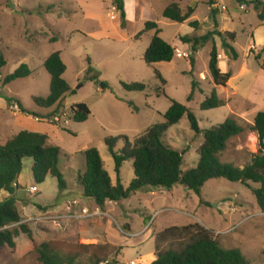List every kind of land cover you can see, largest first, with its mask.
Listing matches in <instances>:
<instances>
[{"label": "rangeland", "instance_id": "1", "mask_svg": "<svg viewBox=\"0 0 264 264\" xmlns=\"http://www.w3.org/2000/svg\"><path fill=\"white\" fill-rule=\"evenodd\" d=\"M125 1L132 18L130 23L127 16L123 23L115 0H0V60L5 61L0 70V102L15 98L33 114L24 130L47 134L48 143L59 148V167L66 184V189H61L56 178L48 177L44 184L38 185L32 172L34 162L25 160L16 193L23 224L32 229L37 242L54 241V246L64 253H79L84 263L89 261L90 252L74 247L77 237L83 245L109 244L112 258L121 264H137L142 256L155 251L156 232L199 223L213 232L222 247L241 250L251 264H264V215L254 216L262 211L252 191L259 185L251 184L250 189L226 179L211 180L201 192L203 205L201 198L184 186L171 191L145 188L127 200L108 203L104 211L93 199L83 196L80 178L86 172L85 152L91 148L99 150L112 183L117 185L115 162L104 140L118 136L133 139L154 125L164 124L172 101L191 109L202 131L229 119L245 127L244 134L230 140L221 161L244 168L259 151L251 115L264 112V71L255 61V56L264 49V23L259 19L261 10L255 8V2L264 0H219L214 7L220 13L218 28L212 19L210 0ZM174 3L184 9L194 8L193 19L184 24L165 19L164 10ZM243 5L246 10H240ZM147 22L157 23L160 37L175 48L176 56L171 63L146 64L144 55L156 34L151 30L140 36ZM191 22H199L200 29L191 28ZM214 31L236 34L233 46L238 60L230 61L222 38L215 36L193 56L192 67V49L181 38H198ZM214 43L222 55V68L226 73L232 72L226 87L216 86L210 72ZM177 50L182 57H178ZM55 52H61L67 66L64 78L74 92L63 101L64 108L58 110L41 108L34 101L50 95L51 76L44 63ZM22 65H27L32 75L4 86L5 78ZM90 67L93 72L89 74ZM155 71L166 81V96L157 93L160 81ZM133 83L146 85V92L131 93L124 89V84ZM194 83L198 87L189 101ZM214 90L225 105L202 111L201 104ZM130 102L138 108L137 112ZM77 104H85L91 111L85 123L70 121L71 108ZM13 114L15 111L9 107L0 110V121L12 118ZM16 129H9L6 138L16 135ZM164 140L185 154L183 171L198 165V149L204 135L191 128L187 116L166 133ZM120 177L123 186L129 188L135 177L132 163L124 165ZM30 187L39 192L31 194ZM8 198L4 192L0 202ZM74 202L70 213L67 207ZM145 228L150 229L139 235ZM0 264L41 263L27 238L21 237L15 249L0 252Z\"/></svg>", "mask_w": 264, "mask_h": 264}, {"label": "trees", "instance_id": "2", "mask_svg": "<svg viewBox=\"0 0 264 264\" xmlns=\"http://www.w3.org/2000/svg\"><path fill=\"white\" fill-rule=\"evenodd\" d=\"M219 0H210L212 19L215 27H219L217 16L219 11L214 8ZM239 2H245L239 0ZM114 6L120 12L123 23H126V11L124 0H115ZM255 8L259 11V19L264 23V3L255 2ZM195 9L182 8L179 4L169 5L164 10V18L177 23L184 24L191 20ZM199 22H191L190 27L198 31ZM156 31L152 42L147 49L144 60L147 65L153 66L159 63H171L175 56V48L164 41L161 30L155 22H147L145 32ZM215 36L222 38V46L230 61H237L239 55L233 44L237 39L235 33H222L214 31L198 38L182 37L181 42L189 45L192 49L191 66H195L193 57L200 48L214 39ZM210 54V72L216 86L226 87L232 78V72L223 73L219 66V50L215 43ZM253 52L251 51V54ZM264 49L255 56V61L264 71ZM91 65V62H90ZM5 66L4 59L0 60V70ZM44 67L51 76L50 95L47 98H35V103L41 108L63 109V101L70 94H74L64 75L67 66L61 58V52L51 54L45 61ZM90 67L88 73H92ZM32 71L27 65H22L15 73L7 76L4 86L19 80L29 78ZM156 79L160 81L157 89L159 95L166 96V81L159 71H155ZM108 89V86H105ZM124 89L131 93H145L147 86L141 83L124 84ZM198 84H193V93L189 101L193 100L194 92ZM10 103L17 101L9 99ZM134 111L138 108L134 103H129ZM225 105L217 91L214 90L210 97L201 104L202 111L218 109ZM28 115H33L23 109ZM71 120L82 124L88 121L91 111L85 104H77L71 108ZM187 116L191 128L197 133L204 135V142L198 149L199 162L195 168L183 171V152L168 145L164 138L166 133ZM252 130L257 134L259 151L252 155L251 162L244 168L236 167L231 163L221 161L220 156L228 147L232 138L245 133L244 126L238 124L234 119L227 120L224 124L214 126L206 131L199 127L196 115L188 107L172 101L171 108L165 115V123L154 125L144 133L130 139L127 136L108 137L104 140L106 147L115 162L118 174V184L112 183L111 177L105 169L104 161L97 148H91L85 152L86 172L80 178V186L83 196L93 199L100 210H105L108 203H118L129 199L133 194L145 189H157L171 191L176 186H184L195 192L204 201L201 192L204 186L214 179H226L233 183H242L252 189L251 184L259 185L252 189L257 205L264 213V112H259L255 119ZM47 134L20 132L13 136L5 145H0V195L7 193L9 198L0 202V252L5 249H15L17 240L26 237L30 245L39 255L41 264H101L112 257L109 244L83 245L77 237L75 248L90 252L89 261H80L79 253H64L54 241L37 242L34 239L32 229L23 224V218L18 210L16 198L17 183L23 172L25 160H32L33 177L38 185L45 183L48 177L56 178L61 189H66L63 173L60 170L61 152L59 148L48 143ZM126 163H132L135 177L129 188L122 184L120 172ZM14 226V228H10ZM156 260L152 264H251L239 249H226L217 241L213 232L199 223H193L181 227L167 228L155 235ZM70 244V243H69ZM167 245H170L169 248ZM117 259V258H116Z\"/></svg>", "mask_w": 264, "mask_h": 264}, {"label": "crops", "instance_id": "3", "mask_svg": "<svg viewBox=\"0 0 264 264\" xmlns=\"http://www.w3.org/2000/svg\"><path fill=\"white\" fill-rule=\"evenodd\" d=\"M134 5H135L134 9L137 10V3H135ZM125 11H126V16L128 18V22L130 23L132 18H130V12L128 10V3L127 2L125 3ZM191 19H193V17ZM188 22H190V20ZM188 22H186V23H188ZM219 58H220V62H219L220 69L222 70L223 73H226L225 70L222 68V62H221L222 61L221 60L222 55H220ZM10 99L17 101L18 105H20V102L18 100H16L15 98H10ZM9 103H10L9 99L6 100L4 103L0 102V110H8ZM258 113L259 112H255L254 114L251 115V118H252L253 122H254V119H255V117H256V115ZM32 118H33V116L25 114L20 109V112L19 113L15 112V114H13L12 118H7L6 120L0 121V127L1 128L3 127V129H4L2 132L0 131L1 140L3 139V142L1 141L0 145H5L8 142V140H10L13 137L12 136L10 138H6L8 133H9V129L18 128V129H16L17 134H19L20 132H23V131H27V130H24V129H26L25 128L26 124H28L29 122L32 121ZM70 121H72V120H70ZM28 132H31V131H28ZM33 133H36V132H33ZM17 185L18 186L20 185L19 184V180H18ZM68 206L69 207H67V211L68 212L70 211V213H73V211H71V210H73V207L75 206V202L70 204V205H68ZM96 210H98V209H96ZM261 215H264V213L261 212V214H256L254 216H261ZM149 229L150 228L143 229L139 235H141V236L145 235L149 231ZM156 233H159V232H156ZM156 233L154 234V238H155ZM130 234H132V232H130ZM155 251H156V249H155ZM155 251L154 252H150L149 254H146L145 256H142L136 263L137 264L138 263L152 264L157 259L156 255H155Z\"/></svg>", "mask_w": 264, "mask_h": 264}, {"label": "built area", "instance_id": "4", "mask_svg": "<svg viewBox=\"0 0 264 264\" xmlns=\"http://www.w3.org/2000/svg\"><path fill=\"white\" fill-rule=\"evenodd\" d=\"M246 8L247 7L245 5H243L242 7H240V10H246ZM177 55H178V57H182L183 54L179 50H177ZM8 107H9L10 111H12V112H14V111L19 112V109H20L19 106L17 105V103H9ZM55 121H58V118H55ZM29 192L31 194H35V193H38L39 191L36 187H30ZM101 264H121V263H119L116 258L111 257L108 260L102 262Z\"/></svg>", "mask_w": 264, "mask_h": 264}]
</instances>
